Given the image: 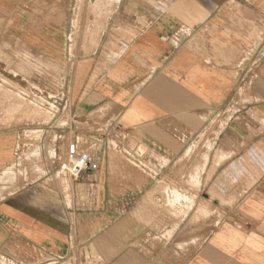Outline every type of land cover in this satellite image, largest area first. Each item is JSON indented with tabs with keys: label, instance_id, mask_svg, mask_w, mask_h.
Here are the masks:
<instances>
[{
	"label": "crops",
	"instance_id": "1",
	"mask_svg": "<svg viewBox=\"0 0 264 264\" xmlns=\"http://www.w3.org/2000/svg\"><path fill=\"white\" fill-rule=\"evenodd\" d=\"M48 1L97 39L29 42L63 50L69 107L0 137L3 264H264V0ZM72 142L99 169L64 185Z\"/></svg>",
	"mask_w": 264,
	"mask_h": 264
},
{
	"label": "rangeland",
	"instance_id": "2",
	"mask_svg": "<svg viewBox=\"0 0 264 264\" xmlns=\"http://www.w3.org/2000/svg\"><path fill=\"white\" fill-rule=\"evenodd\" d=\"M91 1L75 0L74 9L91 10ZM50 4L48 0H0V137H12V142L16 141L20 133L34 129L41 122L44 129H55L52 126L55 120L65 116L66 107H69L63 50L56 56V52L44 50L45 46L36 50L29 42L34 44L36 38L47 46L54 42L62 49L66 42L63 33L73 30L76 34L70 37L71 40L80 42V39L87 43L96 42L97 39L93 32L90 34L88 23L91 20H86L84 25L82 19L73 21L43 17L52 7ZM154 4L158 10L168 8L166 0ZM6 14H12L13 17L3 18ZM84 27L86 34H82ZM30 30L33 34L26 35ZM54 112L56 114L53 115ZM45 162L50 163L46 166L57 174L59 182L64 185L66 181L69 182L58 161V155L50 153ZM32 165L29 167L32 168ZM173 246L172 243L170 247ZM5 262L0 258V264Z\"/></svg>",
	"mask_w": 264,
	"mask_h": 264
},
{
	"label": "built area",
	"instance_id": "3",
	"mask_svg": "<svg viewBox=\"0 0 264 264\" xmlns=\"http://www.w3.org/2000/svg\"><path fill=\"white\" fill-rule=\"evenodd\" d=\"M58 161L70 185L76 182L83 172L99 169L96 159L89 152L80 150L73 142L67 146L64 155H58Z\"/></svg>",
	"mask_w": 264,
	"mask_h": 264
}]
</instances>
